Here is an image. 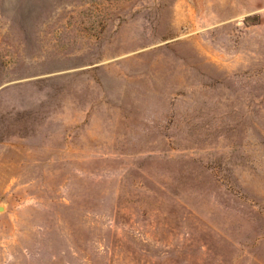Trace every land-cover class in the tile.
<instances>
[{"label": "rangeland", "instance_id": "374dc122", "mask_svg": "<svg viewBox=\"0 0 264 264\" xmlns=\"http://www.w3.org/2000/svg\"><path fill=\"white\" fill-rule=\"evenodd\" d=\"M0 264H264V0H0Z\"/></svg>", "mask_w": 264, "mask_h": 264}, {"label": "water", "instance_id": "95a60500", "mask_svg": "<svg viewBox=\"0 0 264 264\" xmlns=\"http://www.w3.org/2000/svg\"><path fill=\"white\" fill-rule=\"evenodd\" d=\"M2 209L0 208V211H1Z\"/></svg>", "mask_w": 264, "mask_h": 264}]
</instances>
